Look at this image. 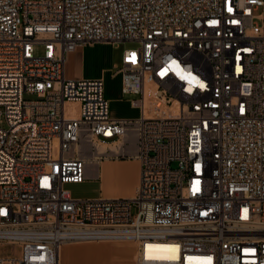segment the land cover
<instances>
[{
	"label": "built area",
	"instance_id": "built-area-1",
	"mask_svg": "<svg viewBox=\"0 0 264 264\" xmlns=\"http://www.w3.org/2000/svg\"><path fill=\"white\" fill-rule=\"evenodd\" d=\"M95 42L131 44L137 117L65 75ZM103 159L139 162L134 193L71 196ZM119 239L135 259L105 264H264V0H0V264Z\"/></svg>",
	"mask_w": 264,
	"mask_h": 264
},
{
	"label": "crops",
	"instance_id": "crops-1",
	"mask_svg": "<svg viewBox=\"0 0 264 264\" xmlns=\"http://www.w3.org/2000/svg\"><path fill=\"white\" fill-rule=\"evenodd\" d=\"M94 60L95 56L89 47L85 45L78 47L76 50L67 53L66 55L64 67L65 75L70 78L101 77L103 79L111 71V66L105 62L104 64L95 66ZM117 75L120 76L121 91V74L117 72ZM105 94L104 87V96L109 101V111L112 117L133 118L140 114L139 109L134 107L130 103V100H128V108H131L132 110L121 112L115 109V106L112 107L110 103V101L115 98ZM118 109H120V107H118ZM134 110H137L136 115L134 114ZM90 181L97 184V194H94L96 196H131L134 193L139 181V162L135 159H103L96 167H87L86 178L83 182L88 183ZM88 245L101 246L102 249L100 250V253L92 256L90 253L85 251V248ZM112 252L113 256H110ZM59 259L60 264L130 263L134 259L133 244L130 240L68 243L60 248Z\"/></svg>",
	"mask_w": 264,
	"mask_h": 264
},
{
	"label": "rangeland",
	"instance_id": "rangeland-1",
	"mask_svg": "<svg viewBox=\"0 0 264 264\" xmlns=\"http://www.w3.org/2000/svg\"><path fill=\"white\" fill-rule=\"evenodd\" d=\"M89 47L92 53L95 56L94 65L98 66L104 64V62L111 66V71L103 78L105 95L115 98L110 101L112 107L115 106V109L121 112H127L132 110L128 108V100L132 98L130 95H123L120 91V76L117 75V67L120 66L121 53L124 49L131 46L130 43H120L117 45L106 43V42H95L92 44L85 45ZM114 73V74H113ZM33 97V96H26ZM120 107V109H118ZM134 114H137V110H134ZM3 127L6 126L5 122L2 124ZM65 188L68 189L73 197L77 198H91L95 197L97 194V184L93 181L88 183L83 182L79 184H66ZM97 197V196H96ZM133 244V257L136 255V244L131 241ZM102 249L101 246L97 245H88L85 248L87 253L95 256L100 253ZM110 256H113V252Z\"/></svg>",
	"mask_w": 264,
	"mask_h": 264
},
{
	"label": "bare ground",
	"instance_id": "bare-ground-1",
	"mask_svg": "<svg viewBox=\"0 0 264 264\" xmlns=\"http://www.w3.org/2000/svg\"><path fill=\"white\" fill-rule=\"evenodd\" d=\"M145 90H146V95H145V112H146V115H147L150 112V106H151V102H150V98H149L150 96L148 95V91H147L148 90L147 81H146V85H145ZM119 240H128V239H119ZM70 243H75V242H70ZM65 244H68V243H63L61 245V247L63 245H65ZM163 254H165V252L159 253V255H163ZM59 256H60V249L58 251V259H59ZM135 257H136V255H135ZM135 257H134V259H135ZM59 263H60V259H59Z\"/></svg>",
	"mask_w": 264,
	"mask_h": 264
},
{
	"label": "snow or ice",
	"instance_id": "snow-or-ice-1",
	"mask_svg": "<svg viewBox=\"0 0 264 264\" xmlns=\"http://www.w3.org/2000/svg\"><path fill=\"white\" fill-rule=\"evenodd\" d=\"M182 78H185V77H182ZM194 79V78H193ZM201 87H203V85H201Z\"/></svg>",
	"mask_w": 264,
	"mask_h": 264
}]
</instances>
